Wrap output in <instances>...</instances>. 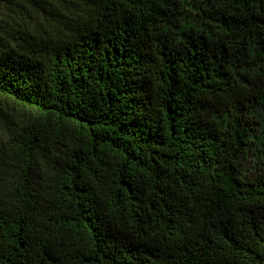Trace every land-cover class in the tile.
<instances>
[{
    "label": "trees",
    "instance_id": "trees-1",
    "mask_svg": "<svg viewBox=\"0 0 264 264\" xmlns=\"http://www.w3.org/2000/svg\"><path fill=\"white\" fill-rule=\"evenodd\" d=\"M0 264H264V0H0Z\"/></svg>",
    "mask_w": 264,
    "mask_h": 264
},
{
    "label": "rangeland",
    "instance_id": "rangeland-1",
    "mask_svg": "<svg viewBox=\"0 0 264 264\" xmlns=\"http://www.w3.org/2000/svg\"><path fill=\"white\" fill-rule=\"evenodd\" d=\"M253 174H255L256 171L253 170V168L249 169Z\"/></svg>",
    "mask_w": 264,
    "mask_h": 264
}]
</instances>
